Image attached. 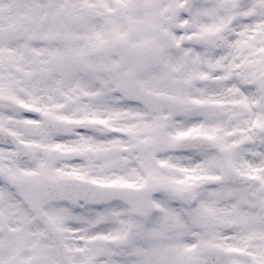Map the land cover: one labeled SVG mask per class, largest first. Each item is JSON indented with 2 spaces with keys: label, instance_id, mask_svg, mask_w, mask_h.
I'll return each instance as SVG.
<instances>
[{
  "label": "snow or ice",
  "instance_id": "6c2138e0",
  "mask_svg": "<svg viewBox=\"0 0 264 264\" xmlns=\"http://www.w3.org/2000/svg\"><path fill=\"white\" fill-rule=\"evenodd\" d=\"M0 264H264V0H0Z\"/></svg>",
  "mask_w": 264,
  "mask_h": 264
}]
</instances>
